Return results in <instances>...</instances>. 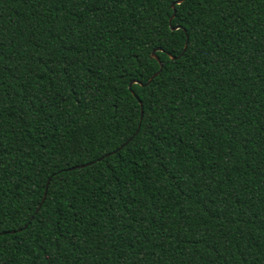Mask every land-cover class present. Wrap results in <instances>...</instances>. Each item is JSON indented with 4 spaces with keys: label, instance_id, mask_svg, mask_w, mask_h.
Listing matches in <instances>:
<instances>
[{
    "label": "trees",
    "instance_id": "1",
    "mask_svg": "<svg viewBox=\"0 0 264 264\" xmlns=\"http://www.w3.org/2000/svg\"><path fill=\"white\" fill-rule=\"evenodd\" d=\"M0 264H264V0H0Z\"/></svg>",
    "mask_w": 264,
    "mask_h": 264
},
{
    "label": "water",
    "instance_id": "2",
    "mask_svg": "<svg viewBox=\"0 0 264 264\" xmlns=\"http://www.w3.org/2000/svg\"><path fill=\"white\" fill-rule=\"evenodd\" d=\"M176 4H179V3H176ZM171 8H174L173 5H172V3H171ZM151 57H153L155 60H157V57L154 55V51L152 52ZM170 57L173 58L172 56H170ZM157 61L159 62V60H157ZM161 68H162V64L159 62V70H158L156 73H154V74L152 75V77L148 80V82H149V81H150L155 75H157V74L159 73V71L161 70ZM132 83H133V82L129 83L128 86H130ZM139 103H140V102H139ZM141 114H142V110L140 111V116H141Z\"/></svg>",
    "mask_w": 264,
    "mask_h": 264
},
{
    "label": "snow or ice",
    "instance_id": "3",
    "mask_svg": "<svg viewBox=\"0 0 264 264\" xmlns=\"http://www.w3.org/2000/svg\"><path fill=\"white\" fill-rule=\"evenodd\" d=\"M170 2L172 3V5L174 7L176 3H182L183 0H170Z\"/></svg>",
    "mask_w": 264,
    "mask_h": 264
}]
</instances>
